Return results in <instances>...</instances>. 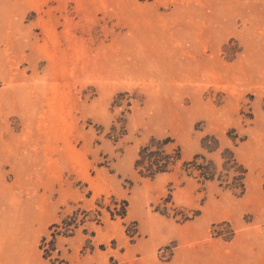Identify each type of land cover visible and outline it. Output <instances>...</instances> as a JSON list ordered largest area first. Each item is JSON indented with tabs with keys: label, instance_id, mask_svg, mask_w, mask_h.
<instances>
[{
	"label": "rangeland",
	"instance_id": "rangeland-1",
	"mask_svg": "<svg viewBox=\"0 0 264 264\" xmlns=\"http://www.w3.org/2000/svg\"><path fill=\"white\" fill-rule=\"evenodd\" d=\"M0 264H264V0H0Z\"/></svg>",
	"mask_w": 264,
	"mask_h": 264
},
{
	"label": "trees",
	"instance_id": "trees-1",
	"mask_svg": "<svg viewBox=\"0 0 264 264\" xmlns=\"http://www.w3.org/2000/svg\"><path fill=\"white\" fill-rule=\"evenodd\" d=\"M174 138H151L141 146L134 161L136 170L143 176L154 177L157 174L172 172L178 162L181 170L187 175H193L200 182L217 180L225 189L242 193L245 189L246 168L239 163L234 151L228 147L219 152V162L208 158L203 153H196L192 159L183 160L179 145H172ZM201 145L208 153L220 149L219 140L210 133L201 138ZM126 204V203H125ZM125 207L121 213L125 214Z\"/></svg>",
	"mask_w": 264,
	"mask_h": 264
},
{
	"label": "bare ground",
	"instance_id": "bare-ground-1",
	"mask_svg": "<svg viewBox=\"0 0 264 264\" xmlns=\"http://www.w3.org/2000/svg\"><path fill=\"white\" fill-rule=\"evenodd\" d=\"M193 246H194V244H193Z\"/></svg>",
	"mask_w": 264,
	"mask_h": 264
}]
</instances>
